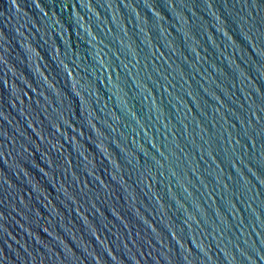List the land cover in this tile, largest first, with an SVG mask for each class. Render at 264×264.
<instances>
[{
    "label": "water",
    "instance_id": "1",
    "mask_svg": "<svg viewBox=\"0 0 264 264\" xmlns=\"http://www.w3.org/2000/svg\"><path fill=\"white\" fill-rule=\"evenodd\" d=\"M0 264H264V0H0Z\"/></svg>",
    "mask_w": 264,
    "mask_h": 264
}]
</instances>
